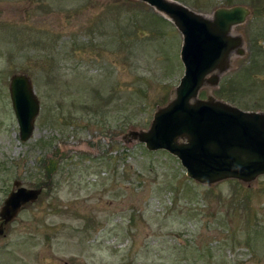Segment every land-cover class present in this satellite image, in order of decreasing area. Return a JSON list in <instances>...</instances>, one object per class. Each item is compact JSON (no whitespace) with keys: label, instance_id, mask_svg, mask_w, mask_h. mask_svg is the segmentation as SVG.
<instances>
[{"label":"rangeland","instance_id":"obj_1","mask_svg":"<svg viewBox=\"0 0 264 264\" xmlns=\"http://www.w3.org/2000/svg\"><path fill=\"white\" fill-rule=\"evenodd\" d=\"M176 1L249 11L230 32L244 54L197 98L264 113V0ZM166 20L141 0H0V208L14 180L42 188L3 224L0 264H264V174L201 184L125 135L149 128L183 74ZM14 74L40 105L25 142Z\"/></svg>","mask_w":264,"mask_h":264},{"label":"water","instance_id":"obj_2","mask_svg":"<svg viewBox=\"0 0 264 264\" xmlns=\"http://www.w3.org/2000/svg\"><path fill=\"white\" fill-rule=\"evenodd\" d=\"M141 1L162 12L180 31L184 71L173 98L156 109L149 128L130 130L126 137L145 143L148 150L163 149L177 156L187 175L200 183L224 178L251 182L264 173V113L245 111L212 97L197 98L203 85L218 84L216 72L228 69L233 49L244 54L241 37H232L228 31L245 19L248 10L242 6L219 8L208 18L175 0ZM9 94L18 135L25 142L33 133L39 101L25 74L11 76ZM14 185L16 190L7 195L0 209V234L3 224L41 192V188H25L19 181Z\"/></svg>","mask_w":264,"mask_h":264},{"label":"trees","instance_id":"obj_3","mask_svg":"<svg viewBox=\"0 0 264 264\" xmlns=\"http://www.w3.org/2000/svg\"><path fill=\"white\" fill-rule=\"evenodd\" d=\"M157 17V16H156ZM158 18V17H157ZM162 19H164V18H162ZM166 21H168V20H166ZM108 103V102H107ZM54 166V164H53V161H50V168H52Z\"/></svg>","mask_w":264,"mask_h":264}]
</instances>
